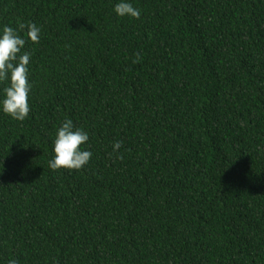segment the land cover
Masks as SVG:
<instances>
[{
	"label": "trees",
	"instance_id": "16d2710c",
	"mask_svg": "<svg viewBox=\"0 0 264 264\" xmlns=\"http://www.w3.org/2000/svg\"><path fill=\"white\" fill-rule=\"evenodd\" d=\"M131 2L0 0L42 30L29 117L0 113V264H264V0ZM65 118L79 171L48 166Z\"/></svg>",
	"mask_w": 264,
	"mask_h": 264
},
{
	"label": "clouds",
	"instance_id": "9594fccd",
	"mask_svg": "<svg viewBox=\"0 0 264 264\" xmlns=\"http://www.w3.org/2000/svg\"><path fill=\"white\" fill-rule=\"evenodd\" d=\"M114 13L121 18H141V10L131 0H116ZM41 27L34 22H25L17 18L15 26L0 27V113L23 122L29 117L32 106L30 98L33 83L30 79L32 52L26 45L38 44ZM136 54L134 63L140 62ZM90 135L83 127H77L72 119L65 118L57 127L53 144V156L48 161L51 170H82L91 160L93 152L87 147ZM123 141H115L112 154L119 156ZM7 264H19L15 258H9Z\"/></svg>",
	"mask_w": 264,
	"mask_h": 264
}]
</instances>
